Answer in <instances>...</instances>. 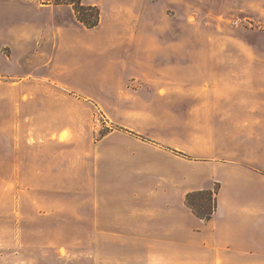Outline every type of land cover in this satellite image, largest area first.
Returning <instances> with one entry per match:
<instances>
[{"label":"rangeland","instance_id":"374dc122","mask_svg":"<svg viewBox=\"0 0 264 264\" xmlns=\"http://www.w3.org/2000/svg\"><path fill=\"white\" fill-rule=\"evenodd\" d=\"M83 3L93 29L70 5L0 0V264H222L191 229L107 220L173 207L154 195L165 156L192 160L177 200L221 189L200 160L264 174V0Z\"/></svg>","mask_w":264,"mask_h":264},{"label":"crops","instance_id":"0c3cea01","mask_svg":"<svg viewBox=\"0 0 264 264\" xmlns=\"http://www.w3.org/2000/svg\"><path fill=\"white\" fill-rule=\"evenodd\" d=\"M28 80L27 88L21 89L36 91L38 81L33 77H29ZM40 160H47V158ZM161 160L166 161L159 163V169L155 171V175L162 183L158 189L154 190V195L158 193L160 197H163V204L167 206L173 202L174 207L177 201L180 211L178 218L173 207L151 209L136 207L126 210L116 206V210L110 213L111 219L107 220V224L110 220L120 223L119 226L124 228L146 227L153 230L164 228L168 236H170L169 233L178 229L185 231L191 229L194 232L193 237H200L202 239L200 245L207 247V251L222 252L224 257L222 264L229 259L232 264H264V174L257 170L245 169L234 161L225 163L220 160L198 161L204 168L212 170L214 168L216 176L221 181L215 216L212 220L204 222L182 202L183 195L186 196L187 193L197 189L202 190V187H184L179 200L172 194L185 170V168L177 169L176 163H182L181 160H192L178 155L165 156ZM187 174L190 173L187 172ZM166 191L167 196H165Z\"/></svg>","mask_w":264,"mask_h":264},{"label":"trees","instance_id":"16d2710c","mask_svg":"<svg viewBox=\"0 0 264 264\" xmlns=\"http://www.w3.org/2000/svg\"><path fill=\"white\" fill-rule=\"evenodd\" d=\"M45 4L70 5L73 7L77 20L87 29H93L100 22V10L96 6L85 5L83 0H43ZM219 188L215 190H198L187 193L186 204L193 213L202 221L207 222L213 218L218 208L217 195Z\"/></svg>","mask_w":264,"mask_h":264}]
</instances>
